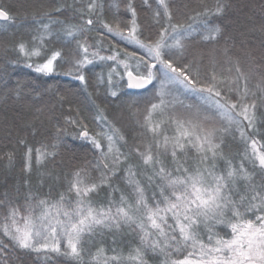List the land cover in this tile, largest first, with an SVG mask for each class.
Listing matches in <instances>:
<instances>
[{"label": "snow or ice", "instance_id": "obj_1", "mask_svg": "<svg viewBox=\"0 0 264 264\" xmlns=\"http://www.w3.org/2000/svg\"><path fill=\"white\" fill-rule=\"evenodd\" d=\"M237 7L51 0L18 24L0 0L2 99L32 111L5 124L0 160L19 153L24 178L0 191V264H264V0L239 23ZM16 66L85 100L10 84ZM44 94L62 118L48 135L27 102ZM76 141L91 159L73 163Z\"/></svg>", "mask_w": 264, "mask_h": 264}, {"label": "trees", "instance_id": "obj_2", "mask_svg": "<svg viewBox=\"0 0 264 264\" xmlns=\"http://www.w3.org/2000/svg\"><path fill=\"white\" fill-rule=\"evenodd\" d=\"M51 0H3V3L7 6H9V9L12 13L18 14L17 23H20L21 18L23 17L25 12H32L39 8L41 4H48ZM70 3L71 0H68ZM234 3L238 6L233 12H231L230 19L235 22L239 23L243 20V16L240 13V6L245 5H258L260 3V0H234ZM244 11L247 12L248 9L245 7ZM27 27H32V25L27 24ZM21 32H24V29H21ZM20 33H18L19 35ZM8 37L0 36V41L6 40ZM12 54L9 53V56ZM4 54L3 52H0V63L3 62ZM10 71L13 72V76L11 78L10 84H14L16 80H21L26 83L31 84V82H35V84L38 86V91L43 93L44 87H46L48 84H56V85H71L74 91L78 93V96L74 98V102H81L85 100L86 93L81 91V86L79 85V82L71 80V78L57 75L52 77H40L39 74H36L31 69H28L23 66H16L10 69ZM95 72H101L106 71V66L103 64H97V66L93 69ZM95 81L90 80V91L93 90ZM5 91V89L0 86V153L5 151L4 145L8 143V140L5 135V124L7 122L11 121H17L21 119H29L32 116V111L28 109H18V106L12 101H8L7 104L3 102L2 99V93ZM131 91V90H130ZM28 103H32L35 106L43 107L44 108V115L47 118L51 119V123H49L48 119H45L44 125L42 126V131L44 132V135H48L50 131L52 130V125L60 122L62 123L61 118V112L59 108L53 109L51 106L55 104V98L49 94H44L37 98L36 100H32L31 97H29ZM83 107V104H81ZM65 108H67V105H65ZM17 111L20 112V115H17ZM110 117L112 114H116L119 110L109 107L108 109ZM87 115L89 116L90 120V127L95 128V124L91 123V113L88 112ZM126 115V113H125ZM40 139H43V136H38L33 141L34 143ZM83 142L76 141L74 142V147H76L78 150L76 151V159L73 161V163H78L80 159H83L85 156L88 159H91L93 156V153L90 149L87 147L80 148L79 146ZM68 156L65 155V161L67 163ZM5 163L6 161L0 160V191H2L5 187V185H11L16 182L17 179L23 180L24 173L21 171L22 167V161L20 159L19 153L17 155L16 161H15V167L9 172L5 169ZM33 182H35L38 177L33 174L31 177Z\"/></svg>", "mask_w": 264, "mask_h": 264}, {"label": "rangeland", "instance_id": "obj_3", "mask_svg": "<svg viewBox=\"0 0 264 264\" xmlns=\"http://www.w3.org/2000/svg\"><path fill=\"white\" fill-rule=\"evenodd\" d=\"M129 50L131 51V50H135L132 46H129Z\"/></svg>", "mask_w": 264, "mask_h": 264}]
</instances>
